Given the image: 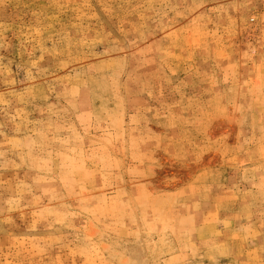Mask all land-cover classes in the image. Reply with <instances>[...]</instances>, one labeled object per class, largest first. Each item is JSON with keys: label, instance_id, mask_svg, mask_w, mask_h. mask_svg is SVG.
Masks as SVG:
<instances>
[{"label": "rangeland", "instance_id": "obj_1", "mask_svg": "<svg viewBox=\"0 0 264 264\" xmlns=\"http://www.w3.org/2000/svg\"><path fill=\"white\" fill-rule=\"evenodd\" d=\"M0 264H264V0H0Z\"/></svg>", "mask_w": 264, "mask_h": 264}]
</instances>
